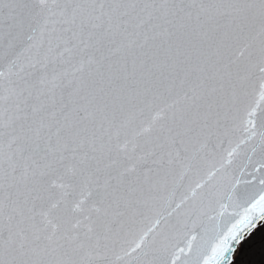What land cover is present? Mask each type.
<instances>
[{"label": "snow or ice", "instance_id": "obj_1", "mask_svg": "<svg viewBox=\"0 0 264 264\" xmlns=\"http://www.w3.org/2000/svg\"><path fill=\"white\" fill-rule=\"evenodd\" d=\"M4 28L22 48L0 65V264H167L160 218L123 239L169 175L242 131L168 213L206 218L185 264H233L264 223V0H0ZM253 141L258 196L228 171Z\"/></svg>", "mask_w": 264, "mask_h": 264}, {"label": "water", "instance_id": "obj_2", "mask_svg": "<svg viewBox=\"0 0 264 264\" xmlns=\"http://www.w3.org/2000/svg\"><path fill=\"white\" fill-rule=\"evenodd\" d=\"M21 48V38L15 33H10L7 28L0 30V65H6ZM258 99L257 95L256 101ZM145 118H147V114ZM242 137V131L230 132L228 137L224 139L222 147L217 150V155L208 156L202 160L198 166L187 171L183 179H180L179 170L169 175L166 181L161 184L160 188L151 194L153 197L150 201L151 211L145 213L143 216H138L131 225L128 234L122 241L124 246H134V242L139 239V236L152 227L156 219L160 218V225L154 232L149 234L150 245H152L153 238H155L153 248L158 251L156 258L159 255H163L167 264H171L172 259H176V264H185L186 260L191 261L195 259L196 252L205 247V241L200 236V223L202 220L206 222V218L197 219L193 217L192 219L196 220V227L195 229L193 228L192 221L188 220L185 216V213L194 203L192 200H189L178 212H173L171 216L168 213L173 211L176 203L180 202L189 194L190 189L195 187L197 182L207 180L209 172L219 166L220 157H226L224 149L230 147L228 140H231V147H235ZM254 143L255 141L241 145L238 149V154L232 158L233 162L228 169L232 182H235L236 179L240 180L238 191L241 193L246 192L249 196H258L260 191L258 180L254 179V177L259 176L257 168L259 167L260 154L259 151L255 154L252 152ZM249 157H251V160H249ZM220 176L221 174L218 173L216 177L212 178L203 191H207L208 187L216 184L220 180ZM244 181L254 182L246 184ZM197 200H199V196ZM170 201L171 203H169ZM185 224H187V227H185ZM193 233L197 234V240L194 242L193 256L185 257L180 253V249L184 248L187 251V242ZM153 258L150 252L147 259L151 260Z\"/></svg>", "mask_w": 264, "mask_h": 264}, {"label": "rangeland", "instance_id": "obj_3", "mask_svg": "<svg viewBox=\"0 0 264 264\" xmlns=\"http://www.w3.org/2000/svg\"><path fill=\"white\" fill-rule=\"evenodd\" d=\"M233 264H264V223L239 245Z\"/></svg>", "mask_w": 264, "mask_h": 264}]
</instances>
